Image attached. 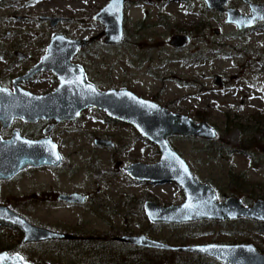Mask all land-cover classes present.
Wrapping results in <instances>:
<instances>
[{
    "label": "rangeland",
    "instance_id": "rangeland-1",
    "mask_svg": "<svg viewBox=\"0 0 264 264\" xmlns=\"http://www.w3.org/2000/svg\"><path fill=\"white\" fill-rule=\"evenodd\" d=\"M106 2L0 0V80L30 67L34 57L46 52L55 32L79 38L98 35L73 57L100 89L126 86L172 111L206 119L218 130L220 140L236 146L242 132L238 126H228V121L253 123L264 114V27L238 33L236 24L226 21L225 12L208 7L204 0H126L123 39L109 43L102 33L105 25L94 18ZM227 5L249 11L242 0H229ZM51 15L61 19L51 24L43 17ZM175 33H187L190 40L176 47L170 43ZM17 52L26 56L19 58ZM45 70L20 84L37 93L51 90L58 79ZM217 74L222 85L215 82ZM2 84L11 88L10 81ZM46 124L16 119L7 129L0 125V135L9 136L16 127L28 136H40ZM50 135L64 155L56 169L27 167L0 181V202L33 223L82 240L143 232L173 244L251 242L264 249V237L251 218L149 220L143 207L146 199L163 205L179 203L184 192L173 180L154 182L129 175V163H150L160 156L157 144L132 123L87 106L80 116L56 122ZM254 135L259 137L260 132ZM95 136L114 145L95 143ZM169 140L196 177L214 187L219 199L237 194L249 204L264 198V135L256 152L210 149L202 137L191 135L172 134ZM60 190L87 196L83 202L66 203L56 197ZM22 237L16 226L0 221V244L16 245L32 263L39 264L32 258L42 257L48 264H95L84 253L52 252Z\"/></svg>",
    "mask_w": 264,
    "mask_h": 264
},
{
    "label": "water",
    "instance_id": "water-1",
    "mask_svg": "<svg viewBox=\"0 0 264 264\" xmlns=\"http://www.w3.org/2000/svg\"><path fill=\"white\" fill-rule=\"evenodd\" d=\"M210 8L226 13V21L238 27L251 26L264 19V2L245 0L250 12L242 13L236 7L227 5L229 0H204ZM126 0H107L94 14V18L105 25L104 40L117 43L123 39V16ZM48 17L51 24L61 16ZM98 35L90 37H70L63 32H55L47 45L46 52L29 70L13 78V87L0 83V124L9 127L14 119L35 121L40 118L74 119L87 106L102 109L112 118L132 123L138 131L157 144L159 159L154 162L133 161L126 166L130 176L154 182L173 180L182 188L184 199L179 203L160 204L153 199L143 203L145 213L151 221L184 222L194 219H236L247 217L264 221V198L258 197L246 204L239 195L217 197L216 190L201 181L191 170L186 159L170 143L169 136L182 134L202 138H214L217 129L206 119L196 120L185 113L170 110L158 101L141 96L126 86L100 89L87 78L85 68L72 57L80 46ZM190 40L187 33H175L170 43L184 46ZM23 56V52H18ZM42 68L50 69L58 83L50 91L33 92L18 82L27 79ZM215 82L222 85L223 78L215 75ZM50 125L45 128L48 132ZM95 142L111 141L96 137ZM62 155L56 141L47 134L29 137L13 128L11 135H0V180L9 179L27 165H57ZM58 197L66 201L82 202L85 194L59 192ZM0 221L16 226L23 233L24 242L51 238H72L75 234L52 229L30 221L27 217L0 202ZM114 239L145 246L188 253H198L212 257L223 264H264V252L251 242H200L173 244L141 233H122ZM0 264H35L23 258L18 252L0 250Z\"/></svg>",
    "mask_w": 264,
    "mask_h": 264
},
{
    "label": "trees",
    "instance_id": "trees-1",
    "mask_svg": "<svg viewBox=\"0 0 264 264\" xmlns=\"http://www.w3.org/2000/svg\"><path fill=\"white\" fill-rule=\"evenodd\" d=\"M194 29L198 32L201 31V28L196 25ZM231 124L238 126L240 131L242 132L241 138L238 140V144L236 146L232 147L227 139L220 140L219 134H217L216 137L210 139L202 138L205 142V146L210 149L214 148L224 151L236 149L246 152H256L258 150V145H260L261 143L262 135H264V114H260L257 121L253 123H242L240 121H233L232 123H230L228 121V126ZM256 131L260 132L259 137H255L254 134ZM233 177L234 176L230 177V180L232 182H234ZM12 207L13 206H11V208ZM237 219L246 218L239 217ZM255 225L257 228V232L264 237V221L255 220ZM108 236L110 238H107ZM107 237L105 239L99 240H82L77 237L51 238L36 241L34 243L41 245L40 247H48L52 252L56 251L62 253V250H67L71 252H80V254L84 253L89 257L88 259H90L95 264H223L220 261L203 254L159 248L151 249L149 247L112 239L108 234ZM257 248L261 252H264V249L259 247ZM0 249H5L8 252H18L22 256H24V254L18 249L16 245L9 246L7 244H0ZM32 261H37V263L39 264H48V262L44 258L42 259V257L32 258Z\"/></svg>",
    "mask_w": 264,
    "mask_h": 264
},
{
    "label": "flooded vegetation",
    "instance_id": "flooded-vegetation-1",
    "mask_svg": "<svg viewBox=\"0 0 264 264\" xmlns=\"http://www.w3.org/2000/svg\"><path fill=\"white\" fill-rule=\"evenodd\" d=\"M245 4H247L248 6H249V3L247 2V1H245V0H242ZM252 1H254V0H252ZM255 2H259V1H255ZM238 9V8H237ZM239 10V9H238ZM240 11V10H239ZM240 12H242V11H240ZM250 12V7H249V11L248 12H245V13H249ZM242 13H244V12H242ZM204 23V22H203ZM205 24V23H204ZM237 26V25H236ZM258 26H263L264 27V19H262V20H259V21H256L253 25H251V26H245V27H238L237 26V32L239 33H244V32H246V31H248V30H251V29H254L255 27H258ZM51 39V38H50ZM50 39L48 40V43H49V41H50ZM46 49H47V47H46ZM79 49V48H78ZM77 49V50H78ZM45 53V52H44ZM43 53V54H44ZM76 53V52H75ZM42 54V55H43ZM41 55V56H42ZM17 56L19 57V58H23V57H25L26 56V54H24L23 53V56H19L18 55V52H17ZM41 56H39V57H34V62H33V64L30 66V67H28L27 69H25V71H23V72H21V73H18V75H15V76H13V77H11V78H9V79H3V80H0L1 82V84L2 83H7L8 81H10V83H11V88L13 87V78L14 77H16V76H19V75H21V74H24V73H26L28 70H29V68H31L34 64H36V62L39 60V58L41 57ZM74 56V55H73ZM72 61L73 62H77L75 59H74V57H72ZM78 63H80V62H78ZM81 64V63H80ZM83 65V64H82ZM84 66V65H83ZM84 68H85V66H84ZM46 70L44 69V68H42L41 70H39L38 72H36V73H34L32 76H30L29 78H27V79H25V80H23V79H21L18 83L20 84V83H22V82H24V81H26V80H29V79H31V78H35V77H37L38 75H40V74H43L44 72H45ZM85 71H86V75H87V78L88 79H90L89 77H88V73H87V70H86V68H85ZM0 79H1V76H0ZM224 82V81H223ZM21 85V84H20ZM6 86V85H5ZM53 88H54V86H53ZM52 88V89H53ZM51 89V90H52ZM50 91V90H49ZM46 92V91H45ZM16 119H21V118H16ZM16 119H14V120H16ZM24 120V119H23ZM25 121H27V122H36V123H44V122H47V124L44 126V128H43V134H41L40 136H35L34 138H37V137H41V136H43V135H47V134H49L50 135V132H51V130H52V127H53V125L56 123V122H58V121H55V119H45V118H40V119H37V120H35V121H28V120H25ZM14 122V121H13ZM1 125V124H0ZM12 125V124H11ZM11 125L9 126V127H11ZM48 125H50V128H49V131L48 132H46L45 131V128L48 126ZM2 127V126H1ZM9 127H6V128H4V127H2L3 129H7V128H9ZM13 128H16V127H13ZM13 128H12V130H13ZM23 134V133H22ZM11 135V134H10ZM9 135V136H10ZM24 135H26V134H24ZM26 136H28V135H26ZM51 136V135H50ZM3 137H8V136H3ZM29 137H32V136H29ZM96 137H100V136H95L94 137V142H95V138ZM111 141V140H110ZM57 143V142H56ZM95 143H97V142H95ZM98 143H100V142H98ZM102 144V143H101ZM103 144H106V145H111V146H113L114 145V142L113 141H111V144H108V143H103ZM57 146H58V149H59V145H58V143H57ZM60 151V150H59ZM60 153H61V155H62V160H63V153L60 151ZM62 160H61V162H62ZM60 162V163H61ZM59 163V164H60ZM59 164H57V165H50V164H45V165H40V166H33V165H27L25 168H27V167H42V166H45L46 168H51V169H56L57 168V166H59ZM25 168H23L22 170H24ZM22 170H20V171H22ZM19 171V172H20ZM18 172V173H19ZM17 173V174H18ZM17 174H15L14 176H16ZM13 176V177H14ZM13 177H11V178H13ZM10 179V178H9ZM2 180H8V179H1L0 181H2ZM72 191H77V190H70V191H64V190H60V191H57L56 192V197L60 200V201H63V202H66V203H76L75 201H72V202H70V201H66V200H63V199H60L59 197H58V193L59 192H72ZM79 192V191H78ZM81 193H83V192H81ZM85 194V198H86V193H84ZM85 198H84V200H85ZM83 200V201H84ZM82 201V202H83ZM77 203H79V202H77ZM144 207V206H143ZM15 210V209H14ZM61 231V230H60ZM66 232V231H65ZM74 237H77L76 235L74 236ZM74 237H72V238H74ZM31 242H33V241H31Z\"/></svg>",
    "mask_w": 264,
    "mask_h": 264
}]
</instances>
